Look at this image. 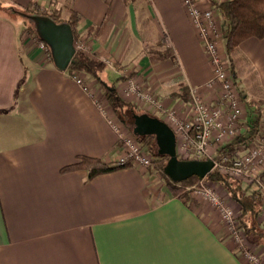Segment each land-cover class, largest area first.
<instances>
[{"label": "crops", "instance_id": "1", "mask_svg": "<svg viewBox=\"0 0 264 264\" xmlns=\"http://www.w3.org/2000/svg\"><path fill=\"white\" fill-rule=\"evenodd\" d=\"M31 1L63 5L66 17L74 9L88 53L106 62L121 95L137 105L121 89L125 79L141 80L184 116L192 88L212 77L182 0L15 2ZM23 31L0 8V264H252L212 206L174 196L156 166L94 177L61 170L78 155L114 164L122 155L118 134L96 103L100 96L109 106L97 80L84 74L87 91ZM232 66L246 99L264 101V38L240 42ZM253 245L264 263V245Z\"/></svg>", "mask_w": 264, "mask_h": 264}, {"label": "built area", "instance_id": "2", "mask_svg": "<svg viewBox=\"0 0 264 264\" xmlns=\"http://www.w3.org/2000/svg\"><path fill=\"white\" fill-rule=\"evenodd\" d=\"M182 3L197 29L205 53L212 65V77L201 87L192 88L190 99L192 109L184 116L179 115L173 109L166 108L160 103L158 96L145 87L137 85L134 80H130L129 97L133 96L130 92L136 93L137 102L138 98H142L153 110L163 111V119L173 128L178 146L180 143L183 147V153L193 155V159H212L213 169L228 173L259 189L262 193L259 222L264 224V101H257L263 113L258 130L251 138L239 141L249 134L250 126L247 123L249 105L238 85L225 50L219 10L215 5L201 6L197 0H182ZM84 40L80 37L75 41L76 50L87 51ZM39 45L49 51L48 46L42 40ZM72 76L77 83L90 92L83 73L75 72ZM95 100L118 134L122 155L115 160L114 164L118 166L135 165L145 170L153 169L155 157L140 144L135 134L128 133L124 127L125 123L115 115L110 104L105 105L100 96ZM176 152L178 155L177 145ZM206 176L199 179L201 183ZM229 198L214 187L202 183L201 187L194 189L191 204L197 207L201 201L208 202L219 214L228 234L234 239L237 251L252 264H264L254 245L244 240L238 215Z\"/></svg>", "mask_w": 264, "mask_h": 264}, {"label": "trees", "instance_id": "3", "mask_svg": "<svg viewBox=\"0 0 264 264\" xmlns=\"http://www.w3.org/2000/svg\"><path fill=\"white\" fill-rule=\"evenodd\" d=\"M11 1L15 2L16 0ZM124 1L128 2L130 0ZM33 5H36V3L31 1L27 6H18L22 7L23 10L27 12L51 14L58 21L65 19L68 20L74 28L75 41L80 38L77 12L74 9L70 8L68 10L69 16L65 18L63 17L62 9H57L58 11L56 12H44L36 9ZM215 6L218 8L222 20L225 50L232 62V54L240 42L253 36L264 38V0H224L216 3ZM106 23L107 19H105L103 23L94 30L101 33L105 28ZM28 27L34 31L31 24L28 23ZM105 69V61H103L97 54H90L88 51L82 49L76 51L73 60L67 68L72 74L75 72H81L94 77L100 84L111 108L124 122H127V116L139 112L140 108H138L135 103L128 101L121 96L116 82L109 83L105 79ZM248 105L249 119L247 123L250 126L249 134L244 136L243 139H239V141L251 138L258 130L263 119V113L258 106V102L248 100ZM153 137L155 138V135L149 134L146 136H140L139 138L141 141H144L151 146ZM155 155L156 160L162 162V164H158L159 170L167 175L164 171L166 165V162L164 161L165 159L168 160L169 157L167 155H159L157 151L155 152ZM117 167L119 166L115 164L111 165L98 156L78 155L75 161L63 166L61 170L68 171L85 169L88 171L89 177H94L98 174L109 172ZM206 178L220 183L227 190L229 196L238 204V219L240 226L244 229L246 235L252 240V242H261L264 245V228L258 221L262 208L261 191L241 179L231 177L216 169L210 171ZM198 179H200L198 176H192L180 182H176L169 177L168 185L174 196L181 199L193 200L194 190L188 188V186L196 182Z\"/></svg>", "mask_w": 264, "mask_h": 264}, {"label": "water", "instance_id": "4", "mask_svg": "<svg viewBox=\"0 0 264 264\" xmlns=\"http://www.w3.org/2000/svg\"><path fill=\"white\" fill-rule=\"evenodd\" d=\"M9 8L15 14L26 19L34 28L37 36L46 43L50 49L54 65L67 70L76 53L75 33L68 20H56L51 14L41 12H27L13 5ZM135 135L143 136L147 132L155 135L159 145V155H167L169 159L164 167L165 173L176 182L192 176L204 178L213 170L212 159H182L176 152L177 137L173 128L162 118L148 112L133 113Z\"/></svg>", "mask_w": 264, "mask_h": 264}, {"label": "rangeland", "instance_id": "5", "mask_svg": "<svg viewBox=\"0 0 264 264\" xmlns=\"http://www.w3.org/2000/svg\"><path fill=\"white\" fill-rule=\"evenodd\" d=\"M39 4V5H38ZM10 5H13V6H15L16 8H18V9H22L23 10V8L22 7H19L18 6V4H16L15 2H12L11 0H0V8H1V11L2 12H4V13H7L8 15H10V16H12V17H14L17 21H19L21 24H23L24 25V35H25V37L27 38V39H31L34 43L36 42V43H38L39 44V42H40V38L37 36V34L35 33V31H32L31 29H29V27H28V21L26 20V19H24L23 17H21L20 15H18V14H15V13H13L12 11H11V9L9 8V6ZM36 9H38V10H40V11H44V12H53V11H58L57 9H58V5L56 4V2H53V1H46L45 3L43 2V3H39V2H37V4L36 5H33ZM60 9H62V14H63V17H65L66 18V14H65V9H64V7H63V5H60ZM217 8V7H216ZM68 14V13H67ZM30 24V23H29ZM85 42L84 43H86V40H84ZM48 52H50V49H49V51ZM50 56H51V53H50ZM229 58V57H228ZM104 61V60H103ZM229 62H230V65H231V67H232V69H233V66H232V62L230 61V58H229ZM106 63V62H105ZM234 70V69H233ZM105 77H106V79H107V81L109 82V83H114L115 82V80L117 79L116 78V75L115 74H113V73H110L109 71H108V69H105V75H104ZM143 81V80H142ZM98 82V81H97ZM141 82V80H138V81H136L135 83L137 84V85H141V86H143V87H145L148 91H151L152 92V90H149V88L148 87H146L145 86V84H143V83H140ZM99 84V83H98ZM129 84H130V81H128V79H125L124 80V82H123V84L121 85V89H123L124 90V93L126 94H128V87H129ZM100 85V84H99ZM117 87H118V85H117ZM240 88H241V86H239ZM119 89V88H118ZM242 89V88H241ZM131 93V95H133L132 96V98H134V100H136V98H137V94L136 93H132V92H130ZM126 96H129V94L128 95H126ZM138 100H139V102L141 103V106H140V104H136L135 103V105L138 107V108H140V110H139V112H142L143 110H145V108H144V106H146V105H149V104H147L145 101H144V99H142V98H138ZM113 110V109H112ZM114 111V110H113ZM157 111V110H156ZM115 112V111H114ZM144 112V111H143ZM115 115L120 119V120H122L118 115H117V113L115 112ZM153 115V114H152ZM123 121V120H122ZM124 122V121H123ZM125 123V125H124V127H126V130L128 131V133L129 134H134L133 133V125H134V118H133V114L132 115H128L127 116V122H124ZM136 136V138L139 140V142H140V144L141 145H143V147L146 149V150H148L151 154H152V156L153 157H156V155H155V152L158 150V148H159V145L156 143V139L153 137V140H152V143H151V146L148 144V143H145L144 141H141L140 140V136H138V135H135ZM177 145V148H178V155H179V158H189V159H193L192 158V156L193 155H188V154H185V153H183V151H182V145H180V143H179V146H178V143L176 144ZM187 156H189V157H187ZM191 156V157H190ZM183 158V159H184ZM155 159V168H157L158 170H159V167H158V164H162V162H160V161H158V160H156V158H154ZM164 162H167V160L165 159V161ZM160 171V170H159ZM223 173V172H222ZM224 174H226V175H229L228 173H224ZM160 175L163 177V178H165L166 180H168L169 179V176L168 175H165L164 173H162V171H160ZM229 176H231V175H229ZM232 177V176H231ZM204 181H205V183H204ZM202 183L204 184V185H208V186H212V187H214L218 192H220V193H222L223 195H225V196H227L228 198L230 197L229 196V194H228V192H227V190L220 184V183H218V182H215V181H212V180H210L209 178H205V180H204ZM180 182V181H179ZM201 182H200V180L198 179L196 182H194L193 184H190L189 186H188V188L190 187H193V188H191V189H197L198 187H201V184H202ZM193 185V186H192ZM231 199V200H230ZM229 200H230V202H231V204H232V206H233V208H234V206H236V207H238V204L230 197L229 198ZM260 215V214H259ZM238 221H239V219H238ZM258 221H259V217H258ZM260 223V222H259ZM260 225L264 228V224H261L260 223ZM242 228V227H241ZM242 230H243V234H242V236H243V238H244V240L246 241V242H249V243H251V244H254V242H252V240L246 235V233H245V231H244V229L242 228Z\"/></svg>", "mask_w": 264, "mask_h": 264}, {"label": "flooded vegetation", "instance_id": "6", "mask_svg": "<svg viewBox=\"0 0 264 264\" xmlns=\"http://www.w3.org/2000/svg\"><path fill=\"white\" fill-rule=\"evenodd\" d=\"M149 134H152L151 132H147L145 135H143V136H146V135H149Z\"/></svg>", "mask_w": 264, "mask_h": 264}, {"label": "bare ground", "instance_id": "7", "mask_svg": "<svg viewBox=\"0 0 264 264\" xmlns=\"http://www.w3.org/2000/svg\"><path fill=\"white\" fill-rule=\"evenodd\" d=\"M77 51V50H76Z\"/></svg>", "mask_w": 264, "mask_h": 264}]
</instances>
